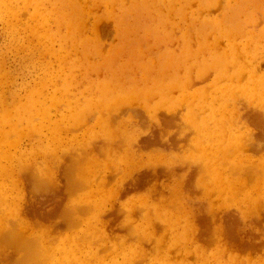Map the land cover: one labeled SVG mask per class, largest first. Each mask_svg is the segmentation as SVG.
Wrapping results in <instances>:
<instances>
[{
	"label": "bare ground",
	"instance_id": "1",
	"mask_svg": "<svg viewBox=\"0 0 264 264\" xmlns=\"http://www.w3.org/2000/svg\"><path fill=\"white\" fill-rule=\"evenodd\" d=\"M44 1H35L45 20L41 25L49 30L43 35L56 39L50 24L64 22L71 30L66 43L80 40L71 45L80 55L68 44L60 49L74 55L63 80L82 97L68 99V110L52 119L39 98L46 84L25 95L0 90V170L8 174V183L12 176L19 185L14 196L7 178L0 180V264H191L182 256L188 248L183 238L195 249L198 264H264V248L239 229L249 217L264 215L259 212L264 203V24L248 26L256 8L264 16L262 1L233 0L221 16L192 15V21L180 0H64L63 21L58 11L41 16L49 7ZM197 1L203 10L225 0ZM3 3L19 17L18 0ZM92 3L104 5L105 15L115 19L121 42L107 52L100 39L92 44L83 35ZM173 15L187 24L183 35L175 37L168 29ZM101 23L92 21L99 38ZM149 23H160L162 32L150 33ZM175 39L177 49H163ZM92 56L99 60L90 65ZM92 71L100 79L90 81ZM211 75L208 87L189 90ZM34 90L41 91L39 97ZM174 90L179 95L173 98ZM136 104L143 108L134 110L144 119L140 122L128 114ZM40 117L47 124L38 126ZM62 122H87V127L81 139L66 141L61 130L70 127ZM136 122L151 126L149 136ZM34 126H48L46 145L36 141L22 150L19 137L24 134L31 145ZM36 154L50 164L41 166ZM114 172L121 175L108 186ZM159 176L167 180L158 181ZM118 198L125 211L116 221L120 228L111 222L121 213L113 203ZM231 200L238 217L229 211ZM200 240L216 246L207 253ZM6 245L18 253L11 263L4 262ZM172 246L181 254L176 260ZM259 251V259L251 258Z\"/></svg>",
	"mask_w": 264,
	"mask_h": 264
},
{
	"label": "rangeland",
	"instance_id": "2",
	"mask_svg": "<svg viewBox=\"0 0 264 264\" xmlns=\"http://www.w3.org/2000/svg\"><path fill=\"white\" fill-rule=\"evenodd\" d=\"M3 1L4 0H0V64L4 63L3 67L0 68V90L1 89L10 90L11 89L15 92V94L25 95L26 92L32 91L34 86L37 85L38 88H40L42 85L40 83H44L46 84V87L44 89L45 96H43V93L40 95L41 91L39 90H34L35 94L38 95V97L40 95L39 98L41 99L43 107L45 108L46 114L51 115L52 119L59 117L61 116L62 112H66L68 110V99L69 100L79 99L82 97V95H80V92H75L72 94V92L70 91V89L68 88V86L63 80V77L67 74V72H69V61L72 59V57H74L73 54L80 55L79 53L81 51L80 49H76L77 53H75V50L72 49L71 45L73 46L78 45L80 40H76V42L69 40L66 43V34H68V31L71 32V30H70V26L66 27L64 22L50 24L51 27L53 26L52 27L53 29L51 31L53 33V37H55L56 39H50V38L45 37L43 33L49 30H45L42 27L43 24L41 25V23L44 22L45 20L43 18H40L38 15L39 13H37L39 12L37 7L35 6V1L37 0H28V1L18 0V6L20 8L19 17L14 16L13 12H11L8 8H6V5L3 3ZM180 1H181V4H179V6L182 5L181 7L182 10L186 11L188 15L187 17L188 21L193 20V18L191 17L192 15L193 16L201 15L207 18L221 16L222 13H224L226 9H228V7H230L234 3L232 2L233 0H225L221 4L217 3L216 5H212L208 7L207 9L202 10L199 8L197 0H191L190 4H188L187 0H180ZM261 1H262L261 3H263V6H264V0H261ZM44 2H48L49 7L46 8L47 9V11L45 12L46 15H41V16L48 17L51 13L58 11L60 16L62 15L61 16L62 21L64 20V18L62 17L64 16L65 11L67 12V9L64 5V0H45ZM53 2L57 6L59 5L58 7H56L55 10L53 9V6H54ZM89 3L91 5V1H89ZM91 9H92L93 15L90 17L87 27L83 31L85 34L83 35L86 37H89L91 39L92 44L98 43V39H100L101 44L104 45L103 47H105L106 49V50L104 49L105 52H107L108 50H112L116 48L117 46H119V42H121V39L114 25L115 19L113 17H108L105 15L106 12H108L107 11L108 9L104 7V5L101 6L100 4L93 5ZM250 9L252 8H249L248 11H250ZM255 17H256L255 20L252 19L251 21L248 22L249 27L253 25L254 22L255 23L258 22L259 26H262L264 24V16H263L262 8L255 9ZM97 18L98 20L102 22L101 26L103 27L100 38H99V35L96 34V30L92 29V21L97 20ZM169 21L172 25H169L168 29L174 33L175 37H177L178 35H183V33L187 31V27H186L187 24L184 25V23L182 22V19L179 16L173 15L169 18ZM180 21H181L182 26H179L177 24ZM252 22L253 24H251ZM149 25L151 27L149 31L150 33L162 32L163 28L161 27L160 23H149ZM222 43H223L222 44L223 47H225L226 41L223 40ZM66 44H68L70 51L73 52L72 54L73 56H71L69 52L67 55V52L62 51L65 49ZM178 46H179V43L175 39L173 40V42H169L167 45H164L163 49L169 48V50H175L178 48ZM62 54L65 55L64 59L61 57ZM98 60H99V57L96 58L95 56H92L90 60L91 61L90 65H92V62L96 63ZM261 62L262 64L260 66L261 67L260 71L264 72V55L262 57ZM212 77L213 76L211 75V76H208L207 78L196 80L189 87V90H193L194 88H199V87H206V86L208 87L211 82ZM97 79H100L99 74L94 71L90 72L89 80L96 81ZM25 84H28V88L29 87L30 88L29 89L26 88L24 90ZM81 88L83 89V86ZM81 88H77V89L80 90ZM178 95H179V91L174 90L172 92L173 98L177 97ZM48 96H51V98H49ZM55 97L57 98L56 103L53 102V99ZM12 100L11 101L9 100V101L12 102ZM15 102H18V96H16ZM184 108L185 107H182L183 111H184ZM142 109L143 108L141 107V105L136 104L135 108L129 110L128 114H132L134 118H137L139 120V122L143 121L144 119L138 115L136 116V113L134 111V110L139 111ZM1 112L2 110H1V104H0V113ZM38 113L41 114V112L39 111ZM128 114L126 113L123 117H128ZM96 117L97 116L89 119L90 127L94 126ZM41 118L42 117H40V119L39 118L36 119L35 121L38 126H42L43 125L42 122L44 124H47L43 120V118L42 120ZM62 123L67 125L65 122H62ZM135 124L137 125V127L140 129L141 132L147 133L146 136H149V131H151L150 129L151 126L147 127L146 125H142V123L141 125H139L138 122H136ZM67 126L70 127L69 130H66V129L61 130L62 131L61 138L63 140L69 141L71 136H77L78 139H81V135L86 130L87 122L85 123L73 122ZM34 128L35 129L33 131H30L33 136L32 137L33 143L31 145H29L30 143L28 142L26 137H24V134H22L19 137L21 138L20 141L23 143L21 147L22 150H25L27 148L30 149L29 147H32L36 141H39L42 144V146L46 145L47 141L45 139L47 135L49 134L47 132L49 129L48 126H43V129H38L35 126ZM72 128L74 130H72ZM175 128L176 127L172 126L170 129L173 131L175 130ZM155 147L151 146L150 149L155 148ZM160 147L157 146L156 148H160ZM150 149L146 148L144 150L149 151ZM160 150L162 152H167L166 148L160 149ZM37 156L38 157L36 159L38 160V163L41 166L50 164L51 160L48 159V164H47L46 159H43L42 157H40V155H37ZM116 163H118V161ZM114 173H115L114 177L113 179L109 180L108 186L112 185L115 178L121 175V173L119 172L118 174L116 172ZM38 176L45 178L43 172L42 173L40 172ZM4 178H7L6 181L8 183V179H9L8 174H6L5 176H2L1 170H0V180L1 179L4 180ZM10 179H12V181L8 183L9 191L15 196L18 192L19 185L17 184L16 180L13 181L12 176H10ZM162 179L167 180V177L159 176L158 181ZM144 188L145 187L141 189H144ZM141 189L138 191L140 192L143 191ZM138 191L136 193H138ZM119 198L113 201V203L115 204V207L119 209V212H121L120 213L121 215L119 214L118 216H115L114 218L115 221L111 220L112 226L114 227V225L116 226L119 225L118 228H120L121 225L117 224L116 221L118 220L119 217L122 219L123 218L122 212L123 213L125 212L122 206L119 204L120 202ZM217 199L218 197H215V200L218 202L219 200ZM229 199L231 198L229 197ZM230 203L232 205H231V208H229L230 209L229 211H231L234 216L238 217V215L240 214L237 211L236 206L233 204L234 202L231 200ZM108 205H110V203ZM109 207L110 206L106 207V210H108ZM225 209H228V208L225 207ZM263 211H264V203L261 205L259 212H263ZM110 215L111 214H109L107 218L111 219L113 217L112 215L111 216ZM252 215L256 216L255 212L254 213L252 212ZM239 229L241 230L240 234H242V236H244L247 239H251L252 241H254L255 244L261 245L262 248H264V215L262 216V218L260 219L254 218L252 221H251V218L249 217L248 222L247 221L243 222V225H240ZM114 232H117V234L121 233L119 232V230L114 231ZM211 235L214 237L215 234L211 233ZM165 239L169 240V237H165ZM183 242H184V245H186V247L188 248L184 249L183 247L182 256L183 257L186 256L190 260L191 264H198L197 263L198 258L195 256V249L189 247L188 243L185 242L184 238H183ZM200 244L203 245V248L207 253H210L211 251H213L214 247L216 246V244L214 243L208 244V242H203L202 240H200ZM153 245L154 243L149 244V246H147V248L149 247V256H151L150 254L154 253ZM177 249L178 247H173V246L169 248V251L173 255V258L175 260L181 257V254ZM6 250L7 252L9 251V256L4 262L11 263L12 260H15L18 254L16 251V247L7 246ZM259 253H261V251L252 253L251 258L255 260L259 259V257L256 255ZM241 256L245 257V252L243 253L241 252ZM244 262L246 264V261ZM147 264H149V262H147ZM205 264H213V260L206 262Z\"/></svg>",
	"mask_w": 264,
	"mask_h": 264
}]
</instances>
